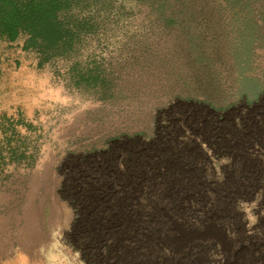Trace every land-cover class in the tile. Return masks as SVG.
<instances>
[{"label": "rangeland", "instance_id": "374dc122", "mask_svg": "<svg viewBox=\"0 0 264 264\" xmlns=\"http://www.w3.org/2000/svg\"><path fill=\"white\" fill-rule=\"evenodd\" d=\"M191 2L99 17L66 56L1 46L0 264L33 241L48 264H264V4Z\"/></svg>", "mask_w": 264, "mask_h": 264}, {"label": "trees", "instance_id": "16d2710c", "mask_svg": "<svg viewBox=\"0 0 264 264\" xmlns=\"http://www.w3.org/2000/svg\"><path fill=\"white\" fill-rule=\"evenodd\" d=\"M222 3L223 8L235 15L250 16L264 0H222ZM203 8L191 0H0V50L3 44L9 48L24 39L23 50L33 49L47 60L72 52L83 35L94 32L99 17L148 12L174 24L184 13L193 14ZM244 22L251 43L254 35L250 27L255 23ZM74 202L79 203L76 199ZM80 245L88 252L91 245L97 250L100 247L87 236ZM93 264H106V260Z\"/></svg>", "mask_w": 264, "mask_h": 264}, {"label": "crops", "instance_id": "0c3cea01", "mask_svg": "<svg viewBox=\"0 0 264 264\" xmlns=\"http://www.w3.org/2000/svg\"><path fill=\"white\" fill-rule=\"evenodd\" d=\"M37 244L35 241H33V244L30 247H21L18 249V260L20 264H48V256L49 253L46 252L47 254L44 255L42 253L37 252ZM57 254L60 253V251L56 252ZM59 262L55 261V264H64L65 262V257L61 254L59 255ZM58 258V256H57Z\"/></svg>", "mask_w": 264, "mask_h": 264}]
</instances>
